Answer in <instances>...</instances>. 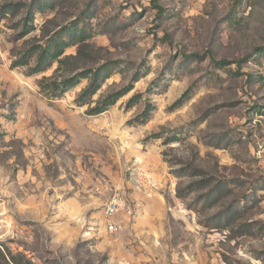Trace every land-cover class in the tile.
Listing matches in <instances>:
<instances>
[{"label":"rangeland","instance_id":"obj_1","mask_svg":"<svg viewBox=\"0 0 264 264\" xmlns=\"http://www.w3.org/2000/svg\"><path fill=\"white\" fill-rule=\"evenodd\" d=\"M35 1H0L20 8L0 22V248L33 264H264V0H48L12 42ZM75 20L93 61L118 63L92 107L131 88L98 116L75 103L87 80L50 100L38 82L55 68L11 67L14 50ZM148 103L149 121L132 123ZM115 192L126 207L110 232Z\"/></svg>","mask_w":264,"mask_h":264},{"label":"trees","instance_id":"obj_2","mask_svg":"<svg viewBox=\"0 0 264 264\" xmlns=\"http://www.w3.org/2000/svg\"><path fill=\"white\" fill-rule=\"evenodd\" d=\"M48 3V0H36L33 3L30 8L31 11L27 13V19L14 26L13 29L20 27V30L12 36V42L18 43L36 31L33 9L37 5L38 11L44 12L49 7ZM18 11H20L19 5L0 7V22L8 19L9 16H15ZM93 37L92 30L88 24H85L84 20H75L54 30L45 31L43 29L41 34L29 40L24 48L12 52L11 67L13 69L27 68L28 76L43 74L55 68L54 74L43 76L38 82L40 93L50 100L61 98L68 91L81 84L83 80H87L88 85L81 91L75 103L80 107L88 106L86 114L89 116L101 115L127 95L131 88L115 91L92 107L93 97L106 80L111 78L118 69L116 61H93L94 53L99 52V49L92 43ZM73 47L76 48V53L68 55L66 50ZM260 50L263 52L264 47ZM193 58L199 59L198 56H193ZM213 63L217 68H223L231 64L227 61H214ZM189 93L190 90L181 97L176 104L177 107L190 99ZM140 99L141 94L134 95L129 100L127 108L137 105ZM261 109L264 114V106ZM153 111L154 107L148 103L147 109L137 116L132 123L145 124L151 118ZM196 190V186L191 184L178 190L177 197L185 198ZM216 193H218V187L211 188L205 194L207 207L212 205L209 203L215 198ZM215 201L217 200L212 203ZM0 264H33V262L24 254H15L10 250L4 251L0 248Z\"/></svg>","mask_w":264,"mask_h":264},{"label":"built area","instance_id":"obj_3","mask_svg":"<svg viewBox=\"0 0 264 264\" xmlns=\"http://www.w3.org/2000/svg\"><path fill=\"white\" fill-rule=\"evenodd\" d=\"M126 207V203L120 193L115 192L105 201L103 212L107 221V229L110 232L119 230L120 225L113 221V218Z\"/></svg>","mask_w":264,"mask_h":264}]
</instances>
